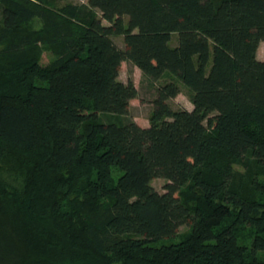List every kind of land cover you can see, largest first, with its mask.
I'll return each mask as SVG.
<instances>
[{
    "label": "trees",
    "instance_id": "trees-1",
    "mask_svg": "<svg viewBox=\"0 0 264 264\" xmlns=\"http://www.w3.org/2000/svg\"><path fill=\"white\" fill-rule=\"evenodd\" d=\"M261 41L264 0H0V264H264Z\"/></svg>",
    "mask_w": 264,
    "mask_h": 264
},
{
    "label": "rangeland",
    "instance_id": "rangeland-1",
    "mask_svg": "<svg viewBox=\"0 0 264 264\" xmlns=\"http://www.w3.org/2000/svg\"><path fill=\"white\" fill-rule=\"evenodd\" d=\"M55 6H61L65 3H75L81 4L86 3L87 0H52ZM127 20V18H124ZM103 23L108 24L106 20H103ZM40 22L35 19L33 21V26H39ZM115 43L123 48L124 46V39L123 35L113 36ZM177 42V34L173 33L171 44H176ZM257 58L260 60H264V41H261L257 48ZM51 58V53L45 51L43 53L44 61H47ZM130 78L138 89V97L132 99L130 101L129 107V114L128 116L134 119L138 124L141 126H148L149 125V118L153 110V99L156 95V86L163 81V78L159 79L158 81L151 82L147 79L144 75H142L140 69L133 65L129 61H123L120 66L119 71V79L122 81H127ZM190 91L189 89L180 83V92L173 98L169 99V104L173 109L178 108H192V102L190 98ZM237 169L241 168L239 166L236 167ZM166 183V179L162 177L153 178L151 181L152 186L158 192L164 191V184ZM181 231L185 230V227L180 228Z\"/></svg>",
    "mask_w": 264,
    "mask_h": 264
}]
</instances>
